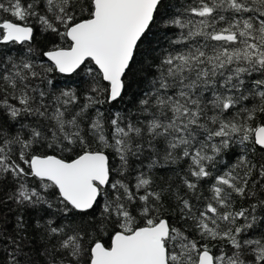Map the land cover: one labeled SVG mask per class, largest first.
<instances>
[{"label": "snow or ice", "instance_id": "1", "mask_svg": "<svg viewBox=\"0 0 264 264\" xmlns=\"http://www.w3.org/2000/svg\"><path fill=\"white\" fill-rule=\"evenodd\" d=\"M0 264H264V0H0Z\"/></svg>", "mask_w": 264, "mask_h": 264}, {"label": "trees", "instance_id": "2", "mask_svg": "<svg viewBox=\"0 0 264 264\" xmlns=\"http://www.w3.org/2000/svg\"><path fill=\"white\" fill-rule=\"evenodd\" d=\"M60 79L63 81V80H66V79H68V78H66V77H61ZM237 206H240V205L238 204Z\"/></svg>", "mask_w": 264, "mask_h": 264}]
</instances>
